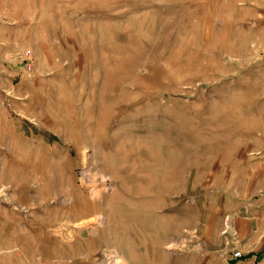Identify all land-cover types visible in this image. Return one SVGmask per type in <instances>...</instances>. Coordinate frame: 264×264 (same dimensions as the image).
<instances>
[{"label": "rangeland", "instance_id": "rangeland-1", "mask_svg": "<svg viewBox=\"0 0 264 264\" xmlns=\"http://www.w3.org/2000/svg\"><path fill=\"white\" fill-rule=\"evenodd\" d=\"M0 264H264V0H0Z\"/></svg>", "mask_w": 264, "mask_h": 264}, {"label": "crops", "instance_id": "crops-1", "mask_svg": "<svg viewBox=\"0 0 264 264\" xmlns=\"http://www.w3.org/2000/svg\"><path fill=\"white\" fill-rule=\"evenodd\" d=\"M245 227H246V224L244 223V221L239 223V229L241 230V234L243 235L247 233V230L245 229Z\"/></svg>", "mask_w": 264, "mask_h": 264}, {"label": "built area", "instance_id": "built-area-1", "mask_svg": "<svg viewBox=\"0 0 264 264\" xmlns=\"http://www.w3.org/2000/svg\"><path fill=\"white\" fill-rule=\"evenodd\" d=\"M240 255H241L240 251H236V252L234 253V257H240Z\"/></svg>", "mask_w": 264, "mask_h": 264}]
</instances>
